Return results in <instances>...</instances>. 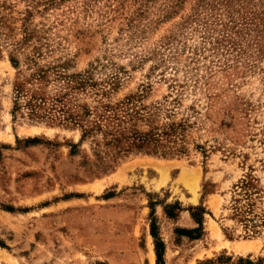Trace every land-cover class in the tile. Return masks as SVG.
I'll list each match as a JSON object with an SVG mask.
<instances>
[{
    "label": "rangeland",
    "instance_id": "374dc122",
    "mask_svg": "<svg viewBox=\"0 0 264 264\" xmlns=\"http://www.w3.org/2000/svg\"><path fill=\"white\" fill-rule=\"evenodd\" d=\"M0 254L264 264V0H0Z\"/></svg>",
    "mask_w": 264,
    "mask_h": 264
},
{
    "label": "trees",
    "instance_id": "16d2710c",
    "mask_svg": "<svg viewBox=\"0 0 264 264\" xmlns=\"http://www.w3.org/2000/svg\"><path fill=\"white\" fill-rule=\"evenodd\" d=\"M104 108H108V106L105 104ZM105 114H106V112L104 114H100L99 115L100 116L99 120L102 121L105 118H109L111 116H115L114 114H111V115L108 114L107 116H104ZM95 123H97V122H95ZM98 123H100V122H98ZM103 131H104L105 135L108 137V142H110V143H114V142L117 143V142H122V141L125 140L124 134H122V132H120L117 128H113V130H112L109 127H106V128L103 129ZM143 143H145L143 140H140V138L137 139V137H134L133 144L135 146H143ZM248 184H249L248 182L243 183V185H242L243 189H244V187H248ZM244 193L248 194V191L246 190V188H245ZM251 206L252 205L249 203V205H248V208H249L248 210L249 211L251 209ZM237 207L241 208V206H239V205ZM153 234L155 235L154 232H153ZM161 246H162V242L161 241L157 242L156 247H157V255H158V259L159 260L161 258V254H162L161 253L162 252L161 251ZM247 262L250 263L251 261L247 260Z\"/></svg>",
    "mask_w": 264,
    "mask_h": 264
},
{
    "label": "bare ground",
    "instance_id": "6f19581e",
    "mask_svg": "<svg viewBox=\"0 0 264 264\" xmlns=\"http://www.w3.org/2000/svg\"><path fill=\"white\" fill-rule=\"evenodd\" d=\"M0 255H1V254H0ZM2 256H3V255H2ZM2 256H1V257H2Z\"/></svg>",
    "mask_w": 264,
    "mask_h": 264
}]
</instances>
